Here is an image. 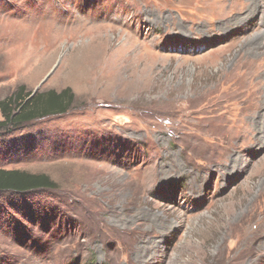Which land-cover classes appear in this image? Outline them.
Instances as JSON below:
<instances>
[{
  "label": "rangeland",
  "instance_id": "1",
  "mask_svg": "<svg viewBox=\"0 0 264 264\" xmlns=\"http://www.w3.org/2000/svg\"><path fill=\"white\" fill-rule=\"evenodd\" d=\"M39 85L76 101L0 131L56 183L0 192V264H264V0H0V101Z\"/></svg>",
  "mask_w": 264,
  "mask_h": 264
},
{
  "label": "trees",
  "instance_id": "2",
  "mask_svg": "<svg viewBox=\"0 0 264 264\" xmlns=\"http://www.w3.org/2000/svg\"><path fill=\"white\" fill-rule=\"evenodd\" d=\"M75 101V95L68 87L60 91L48 89L32 94L24 86H19L0 101V131L19 128L47 116L64 114L74 106ZM49 189H56V183L44 173L0 168V192L22 194Z\"/></svg>",
  "mask_w": 264,
  "mask_h": 264
},
{
  "label": "water",
  "instance_id": "3",
  "mask_svg": "<svg viewBox=\"0 0 264 264\" xmlns=\"http://www.w3.org/2000/svg\"><path fill=\"white\" fill-rule=\"evenodd\" d=\"M53 71V70H52ZM52 71H50V73L43 79V81L41 82L40 85H42L46 80L47 78L51 75ZM40 85L38 87H36L33 91H32V94L36 93L40 87Z\"/></svg>",
  "mask_w": 264,
  "mask_h": 264
},
{
  "label": "bare ground",
  "instance_id": "4",
  "mask_svg": "<svg viewBox=\"0 0 264 264\" xmlns=\"http://www.w3.org/2000/svg\"><path fill=\"white\" fill-rule=\"evenodd\" d=\"M260 43V42H259ZM262 46V45H261Z\"/></svg>",
  "mask_w": 264,
  "mask_h": 264
}]
</instances>
